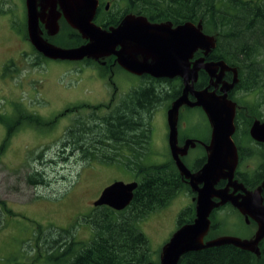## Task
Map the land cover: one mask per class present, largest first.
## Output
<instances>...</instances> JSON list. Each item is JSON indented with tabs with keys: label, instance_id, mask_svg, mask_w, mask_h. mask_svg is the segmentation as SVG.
Returning <instances> with one entry per match:
<instances>
[{
	"label": "rangeland",
	"instance_id": "rangeland-1",
	"mask_svg": "<svg viewBox=\"0 0 264 264\" xmlns=\"http://www.w3.org/2000/svg\"><path fill=\"white\" fill-rule=\"evenodd\" d=\"M112 4L109 8L115 10ZM69 30L59 26L58 32L48 37L66 38ZM24 33L27 35L24 0H0V113L14 116L17 114L14 104L20 103L48 122L39 127L28 123L20 126L0 152V199L13 212L0 222V264H54L43 254L46 246L38 248L35 245L37 225H42L50 238L51 234L57 236V229L49 232L48 226L70 228L77 239L87 240L92 228L84 216L92 211L93 201L102 189L115 180L135 179L131 171L119 164L81 161L65 142V131L75 118L89 116L93 119L90 116L93 105H106L110 88L99 76L98 69L95 71L92 64L83 62L43 60ZM7 64L11 68L5 74L3 67ZM125 78L120 79L122 86L129 80ZM244 92L238 89L236 93L238 101L246 105L259 96V91ZM77 105L81 106L74 109ZM156 106L151 120L147 163H161L170 157L166 136L167 106L165 101ZM93 111L103 114V111ZM203 122L201 113L191 111L185 132L206 135ZM5 133L0 123V143ZM202 153L200 147L192 148L184 161L191 165ZM258 161L257 158L244 161L240 169L252 170ZM35 171L43 175L45 184L36 186L28 181V175ZM194 196L183 190L165 207L151 212L138 223L148 238L153 259H159L162 246L176 230L178 213L194 202ZM214 215L219 223L218 235L249 238L251 229L228 206L216 210Z\"/></svg>",
	"mask_w": 264,
	"mask_h": 264
},
{
	"label": "trees",
	"instance_id": "trees-1",
	"mask_svg": "<svg viewBox=\"0 0 264 264\" xmlns=\"http://www.w3.org/2000/svg\"><path fill=\"white\" fill-rule=\"evenodd\" d=\"M99 1L101 8L95 15V22L103 27L117 23L127 12L141 14L154 22H200L202 30L216 39V46L207 59H221L235 67L238 70V88L245 93L259 91L256 101L250 104V111L254 115H261V109H264V0H112L115 10L110 8L108 11L102 7L106 0ZM72 31L76 34L72 33L63 39L59 35L48 39L62 47H74L85 42L75 29ZM37 55L43 60L47 59L38 52ZM9 68L11 65H5L3 73L6 74ZM136 95L134 99H137ZM156 99L157 96L147 90L145 107L141 110L136 108L134 111L131 106L126 107L121 102L112 114L98 117L90 115L93 119L79 116L66 129L65 142L71 152L76 151L81 161L119 164L133 173L138 185L130 204L122 210L117 211L105 205L93 206L92 211L84 216L92 228V235L87 240L77 239L70 228L48 226L46 229L49 232L50 229H57V236L51 234L50 238L49 233H44L43 226L37 225L35 245L38 248L46 246L43 254L50 262L160 264L159 259H153L148 238L138 223L151 212L165 207L183 190L193 193L182 180L172 158L161 163H147L144 159L132 160L127 154L135 150L133 145L140 147L144 139L145 144H148L150 132L143 126V120L155 110L158 104ZM14 109L17 112L14 116L0 113V123L6 132L0 143V152L20 126L28 123L39 127L48 123L20 103H15ZM55 119L57 116L52 122ZM28 181L36 186L45 184L43 175L37 171L28 175ZM194 205L192 202L178 213L176 228L193 221ZM216 210L211 213V227L205 239L219 236V223L214 215ZM10 214H13L11 208L0 199V222ZM258 246V254L231 244L189 251L180 257L179 264H264V238ZM37 251L39 256L41 252L39 249Z\"/></svg>",
	"mask_w": 264,
	"mask_h": 264
},
{
	"label": "water",
	"instance_id": "water-1",
	"mask_svg": "<svg viewBox=\"0 0 264 264\" xmlns=\"http://www.w3.org/2000/svg\"><path fill=\"white\" fill-rule=\"evenodd\" d=\"M99 0H25L27 38L33 48L45 58L79 61L83 58L95 60L109 54L124 69L136 73H148L154 77L178 76L183 81L182 93L172 101L167 110L168 146L171 157L180 173L195 193V217L192 222L178 227L161 248L160 264H179L180 257L189 251L207 247L231 244L243 250L259 253V243L264 238V203L262 202V183L254 190H247L234 178L238 164V152L232 134L235 130V103L227 99V90L237 80V69L224 60L205 61L216 46L214 35L205 33L200 22L185 21L172 26L171 21L151 22L143 15L125 14L116 26L102 28L94 21ZM60 6L61 12L56 9ZM40 6L41 10H38ZM49 6V15L43 18L45 8ZM63 15L66 22L79 32L86 42L74 47H62L43 37L40 23L43 22L48 35L59 30L58 18ZM119 45V49L116 46ZM201 50L203 56L191 60L193 54ZM136 54H141L139 60ZM208 73L211 80L220 82L225 71L233 72L232 81L223 82L222 95L218 98L206 88L196 90L198 70ZM188 94L194 96L190 101ZM183 104L200 106L211 126L206 161L192 172L182 161L181 156L195 141L187 139L178 145V114ZM250 136L264 142V121L255 120L249 129ZM220 179L226 185L217 188ZM136 180L124 182L115 180L105 186L93 206L105 205L114 210H122L133 198ZM232 188V191L229 188ZM240 190L241 193H236ZM217 199V200H215ZM226 203H230L243 216L256 222L257 228L251 238L241 239L230 235H219L205 239L211 226V212Z\"/></svg>",
	"mask_w": 264,
	"mask_h": 264
},
{
	"label": "flooded vegetation",
	"instance_id": "flooded-vegetation-1",
	"mask_svg": "<svg viewBox=\"0 0 264 264\" xmlns=\"http://www.w3.org/2000/svg\"><path fill=\"white\" fill-rule=\"evenodd\" d=\"M111 3H112L111 0H106L103 3L102 7L106 11H108L110 9L109 7H110ZM24 5H25V0H24ZM100 8H101V2L99 1L96 13L100 11ZM56 9L59 12H61L60 6L58 4L56 5ZM38 10L39 11L41 10L40 6L38 7ZM130 13L127 12L125 14H130ZM49 14H50L49 13V6H47L45 8L43 18L47 17ZM131 14L141 15V14H137V13H131ZM123 16H121L118 19L117 23H115V24H110L107 27H103L102 25H100V26L102 28H106V29H108L111 26H116L120 22V20L123 18ZM94 21H95V18H94ZM149 21H151V20H149ZM151 22H154V21H151ZM58 24L60 26V29H62V28H66L67 30L70 29L69 31H67L66 36H71L72 33H74L72 31L74 28H72L66 22L62 13H61L60 17L58 18ZM175 25L176 24L172 23L173 27ZM40 27L42 29L43 37L47 39L48 33H47V30L45 29L43 22L40 23ZM76 32L79 34V32L77 30H76ZM74 34H76V33H74ZM85 42H86V40H85ZM119 47L120 46L117 45L116 49H119ZM201 56H203V52L201 50H198L197 52H195L193 54L191 60H194L195 58L201 57ZM207 56H205V61H210L211 59H207ZM136 57L139 60L142 59L141 54H136ZM67 61H69V60H67ZM214 61H216V60H214ZM74 62H83V63H86L88 65L92 64L93 69H95V71H96V69H98V72L100 74L99 76L102 79H105L109 85L110 95H109V98L106 102V105L100 103V106L98 108L94 107L96 104L93 105V108H95L93 110L103 111V114H98L92 110L91 115L93 117L103 116L106 114H108V115L112 114L114 112L115 108L117 106H119V104L121 102H123L124 105H126V107L131 106L132 110H134V111H136L135 110L136 108H138V110H141L142 107H145V92L147 90H150V92H152L153 95L157 96L156 101L158 102V104H157L158 106L161 105V103L163 101H165V104L167 106V109L165 111V119H166V136H167V140H168L167 110L171 106L172 101L174 99H176L182 93L183 81L180 77H178V76H174L171 78H169V77H154L148 73H141V74L132 73V72L124 69L122 66H120L118 64V62L116 61V56L114 54H109V55H107L105 57H101L97 60H95L93 58H83L82 60L74 61ZM124 75L131 81L128 80L127 84L125 86L124 85L122 86L120 79H126ZM232 77H233V72L231 70H228V71H225L223 73L221 81L216 82V78L213 77L211 80L208 73L205 72L204 70L200 69V70H198L197 81L194 83L193 86L196 90H201V89L206 88L209 92H214L215 96L219 98L222 95V92L220 89L223 85V82H227V83L231 82ZM237 77H238V70H237ZM199 79H201L200 82H199ZM197 82H199V83H197ZM238 82L239 81L237 80L236 84L232 88L227 90V95H226L227 99H229L235 103V115H234L235 130L232 134V139L235 142V145L237 147L238 164H237L235 172H234V178L237 179L238 182L242 183L243 186L247 190H254L257 187H259L262 183H264V142L253 139L250 136L249 129H250V126L252 125L253 121H255V120H259L261 122L264 121V109H261L260 106H258L262 110L261 115L260 116L254 115L250 111V105L249 104L246 105V103L243 104L240 102V100L238 101L239 98L237 97V93H236L238 91V89H240V88H238V85H239ZM122 87H124V89ZM175 93H177V94L174 97ZM121 94H123V95H121ZM134 95H136L137 99L133 98ZM188 99L190 101L195 100L194 96H192L191 94H188ZM156 108H157V106H156ZM194 110L201 113L203 118H204L203 127H204V132H206V135H200L196 131H195L196 132L195 135H189L188 133L185 132L186 131L185 130V123H186L187 116L191 111H194ZM182 111H184V112L182 113ZM153 112H154V110L152 111L151 114H149L143 120L144 121L143 126H146L148 131L150 132L148 144L147 145L145 144V139H144V143L140 147H137L138 146L137 144H135V146L133 145L135 150H133L132 153L127 152L128 155L130 154L129 156L131 157L132 160L144 159L146 161L147 154L149 152L151 136H152L151 120L153 117V115H152ZM197 127H198V124H197ZM177 129H178L177 139H178V145L179 146H182L187 139H193L195 141L194 147H189L187 150V153L185 155L181 156V159L185 164H186V162L184 160H185V157L188 155L190 149H192V148L194 149L195 147H200L203 151L201 156L197 157L191 165L186 164V166L192 172L197 171L206 161L207 152H206L204 145L202 143L208 144L209 140H210V136H211V126H210L208 118H207L205 112L203 111V109L200 106H187L185 104L180 106L179 114H178ZM169 153H170V149H169ZM170 157H171V154H170ZM255 158H257L259 160L257 162L256 168H254L252 170L251 169H248V170L247 169H244V170L240 169L241 163H243L244 161H247L249 159L253 160ZM93 161H96V160H93ZM246 166H248V163H246ZM182 180L188 184V182L183 177H182ZM226 183H227L226 180L220 179L217 182L216 187L222 188L226 185ZM229 190L232 191V188L230 187ZM192 193H193V195H195L194 192H192ZM236 193H241V191L238 190V191H236ZM260 193L262 196V202L264 203V186L261 188ZM215 200H217V199H215ZM227 206L229 208H231L232 211L239 214V216L242 219V222L247 227H249L251 229V233L249 236V238H251L253 236L256 228H257L256 222L254 220H252L251 218H246L245 216H243L230 203H226L223 206H220V207L215 208V209H220L222 207H227Z\"/></svg>",
	"mask_w": 264,
	"mask_h": 264
}]
</instances>
